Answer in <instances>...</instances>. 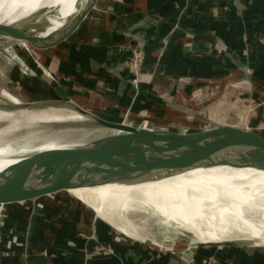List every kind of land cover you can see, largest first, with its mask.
<instances>
[{"label":"crops","instance_id":"1","mask_svg":"<svg viewBox=\"0 0 264 264\" xmlns=\"http://www.w3.org/2000/svg\"><path fill=\"white\" fill-rule=\"evenodd\" d=\"M72 34L82 36L60 49L69 36L41 61L58 57L56 80L70 102L106 119L119 120L111 115L122 110L136 123L144 113L166 123L188 111L226 122L264 114V106L245 107L253 93L264 94V0H97ZM136 49L143 58L135 86L127 61ZM43 202L33 210L0 203L12 207L9 226L18 227V242L0 248V264H264V251L232 249L239 247L127 251L105 222L84 216L78 199L59 194ZM113 241L111 254L89 251Z\"/></svg>","mask_w":264,"mask_h":264},{"label":"water","instance_id":"2","mask_svg":"<svg viewBox=\"0 0 264 264\" xmlns=\"http://www.w3.org/2000/svg\"><path fill=\"white\" fill-rule=\"evenodd\" d=\"M78 1L74 2L73 10L65 18L57 14L59 7L49 5L39 7L19 20L0 22V48L9 47L22 58L28 68L30 82L39 85L33 77L41 66L43 53L65 41L97 2ZM54 22H60V25L49 30ZM243 72L245 76L249 73L247 70ZM33 105L35 103L29 101L14 106L32 108ZM73 105L74 108L69 110L64 106H55L60 109L57 110L59 114L71 111L68 115H77L85 124H94L106 132L86 141L67 142L70 146L67 153L36 151L1 169L0 203L18 202L23 209L33 210L43 208L44 199L56 198L70 189L142 184L218 166L264 170L263 113L243 115L230 122L209 120L202 128L172 129L167 125H132L122 120H110ZM81 202L85 209L94 213V220L111 224L98 216L94 207ZM9 220L8 214L0 213V248L18 242L15 230L18 227L10 228ZM255 243L250 239L232 238L219 242H197L194 247H240Z\"/></svg>","mask_w":264,"mask_h":264},{"label":"rangeland","instance_id":"3","mask_svg":"<svg viewBox=\"0 0 264 264\" xmlns=\"http://www.w3.org/2000/svg\"><path fill=\"white\" fill-rule=\"evenodd\" d=\"M16 1L19 0H14V2L13 0H5V2L3 0H0V3L13 2L12 4H14ZM44 1L45 0H43L42 4H44ZM71 2L72 0H54L53 4L60 5L59 13L60 16L63 17L67 13L66 9L69 10L68 8L70 7ZM3 13L7 17V12L5 9H3ZM81 36V34H79V36L73 35V38H69L66 44H62L64 46L60 49L64 50L65 47H68L67 44H69L71 40L74 41V38L80 39ZM57 59L58 57L53 58L52 60L46 59L43 60V62L41 61V66H38V72L36 73L35 77H33V79L39 82L38 85L33 81L30 82L31 77H29V74L27 72L28 68L24 65L22 58L18 57L15 54L14 50L9 47L0 48V145H11V147L13 148H19L30 146L33 147L49 141L61 140L65 142H79L89 140L106 132L105 129L100 128L94 124H85L83 122L84 120L79 119L78 116H76L75 118H66V114H69L71 111L64 113V115H60L59 112H57V110H60L57 109V106H62V108L64 106L66 110L74 108L73 103L70 102L69 94L66 88L63 87L64 85L62 83L56 80V74L58 73L56 68L58 64L56 61ZM60 61L64 63V66L67 65L66 61ZM128 62L129 60L127 61V65ZM43 67H45L44 69H46L44 70L45 72L41 71L43 70L41 69ZM128 67L130 69L132 77L138 78L140 76V67L139 71H135L132 66ZM30 83L32 84V86H27ZM131 83H133L134 85L136 84L134 78L133 80H131ZM75 85L77 86V84ZM35 88H38L36 89L37 92L35 91ZM55 91L57 93H62H60L61 95H63V99L62 101H60L61 103L59 102L57 97L53 100L48 99L53 96V94L56 95ZM75 91L77 92L78 90ZM3 93L5 95H3ZM256 94L257 95H254L253 93L252 95L253 99L255 100L250 99V102L246 103L247 105L245 107L249 111L261 109L264 106V94L259 91ZM41 100H49L50 102L42 103L43 101L41 102ZM29 101L35 103L32 108L14 106L15 104L27 103ZM150 102L151 101L146 100L145 104ZM54 104L57 106H55ZM235 111H237V108L235 109ZM177 114V120H169L170 123L159 121V119L149 118L150 116L147 117V113H144V115H142L139 121H137L136 123L134 120L129 118V113L125 110L119 111L117 113L113 112L111 116L115 119L120 118L119 120H123V118L126 117L124 121L131 124H141L143 121L147 122L146 124L155 127H164L166 126V124H169L167 126L172 129H190L198 127L202 128L203 126L208 124L209 120L220 121L217 119H212L210 117L200 118L199 116L197 117L195 115H191L192 113L189 111L187 113ZM196 118L198 119V121L196 120ZM187 120L190 121V123L187 122ZM12 156L16 155L7 147L0 148V157L7 158ZM14 162L15 160L0 161V167L3 165H11ZM214 172H219L221 176L228 177L232 180H235V182H240L241 184H264V174L251 170L220 168L219 170H214ZM234 177H238L240 179H234ZM64 193L66 195H70L69 192ZM262 196L263 194L259 192V194L253 197L256 198L255 200H253V202L258 204V206L260 207L262 204ZM22 206L23 205L19 203L17 204V206H15V209H13L20 210ZM218 206L213 205V209L205 212L207 227L214 232L217 228H222V231H228V235L231 238H241V236L243 235H238V233L239 230L244 227V225L238 219H234L232 217L229 218V214L225 216L226 207L222 206V202L218 203ZM4 209L5 211L0 205V213L9 214V209L11 210L12 207L10 208L5 206ZM88 215L94 217V213L90 210H87V214H84V216ZM124 216V221H126L127 224H130V226L136 232V238L130 237L129 235L123 233L112 224H108V227L110 229L109 231L113 232L115 237L118 238L119 241L117 242V245L125 247V250L127 251H134L137 250V248L140 251L143 248L146 249V251H174V249L182 251H193L195 248L194 245L196 242H194V235H192L187 230L179 228L174 223H164L160 216L152 213L148 208H142L140 210L137 209L133 211L130 210ZM244 216L253 224H255V226H258L260 228L264 227V207L263 210L246 208ZM202 226L206 227L205 225H201V227ZM96 246L97 247L94 246L95 248H92L89 251H107L110 254V251H116V245L114 241L112 243H108L106 246L100 245V243H97ZM221 248L225 249L224 247ZM209 249L210 248L208 247L206 251H210ZM232 249H236V251H242L243 253H245L246 251L263 252L264 245L246 244L240 246L239 249Z\"/></svg>","mask_w":264,"mask_h":264},{"label":"bare ground","instance_id":"4","mask_svg":"<svg viewBox=\"0 0 264 264\" xmlns=\"http://www.w3.org/2000/svg\"><path fill=\"white\" fill-rule=\"evenodd\" d=\"M3 1L5 2V0ZM75 1L72 0L69 10L66 9V15L73 10L72 5ZM42 2L43 0H19L14 4L10 2L0 3V22L19 20L27 13L36 11L39 7L54 5V0H45L44 4ZM81 2L83 0L78 1V3ZM56 6L59 7L57 14L60 16V5L56 4ZM3 9L6 10L7 17L4 15ZM66 15L60 16V18H65ZM59 25L60 22H54L53 27L49 30ZM3 95L5 94L3 93ZM56 97L59 102L63 99V95L60 93H56V95L48 99L53 100ZM66 115V118H75L77 116ZM3 147H7L13 153L18 154L12 157H4L6 160L18 159L36 151L55 154L70 151L68 143L61 140L49 141L33 147L13 148L11 145H0V148ZM220 168L244 169L264 174V170L251 167L218 166L208 170L196 169L184 174L159 178L157 181L142 184H110L93 188L70 189L68 192L94 207L98 216L107 220L130 237L136 238V232L130 224L124 221V215L130 210L148 208L149 211L160 216L164 223H174L179 228L189 231L194 235V242L196 243L232 239L228 235L227 230L222 231V228H217L214 232L206 224L205 212L213 209V205L218 206V203L222 202V206L226 207L225 216L229 214V218L238 219L244 225L239 230L238 235H243L241 236L242 239H250L255 241V244L264 245V227L255 226L244 216L246 208L263 210L264 184H241L201 173L214 172V170H219ZM258 191L263 194L261 207L253 202L256 199L253 197L259 194ZM201 225L206 227H201Z\"/></svg>","mask_w":264,"mask_h":264},{"label":"built area","instance_id":"5","mask_svg":"<svg viewBox=\"0 0 264 264\" xmlns=\"http://www.w3.org/2000/svg\"><path fill=\"white\" fill-rule=\"evenodd\" d=\"M142 52L141 50H133L132 51V54L129 58V62H128V66H132L133 69H135V71H139V66H140V63H141V60H142ZM138 75V74H137ZM135 75V76H137ZM135 81H137V77H134ZM136 85V84H135Z\"/></svg>","mask_w":264,"mask_h":264}]
</instances>
